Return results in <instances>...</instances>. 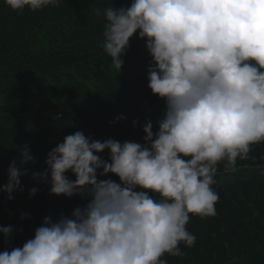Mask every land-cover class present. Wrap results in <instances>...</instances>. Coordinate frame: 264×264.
Here are the masks:
<instances>
[{
  "label": "clouds",
  "instance_id": "obj_1",
  "mask_svg": "<svg viewBox=\"0 0 264 264\" xmlns=\"http://www.w3.org/2000/svg\"><path fill=\"white\" fill-rule=\"evenodd\" d=\"M4 2L13 11L60 5ZM103 15L100 47L119 73L131 38L138 33L146 42L148 87L166 105L158 130L148 120L143 143L101 141L80 130L65 136L45 170L31 175L50 185L49 194L87 203L55 221L46 216L22 247L0 252V264H168L166 253L183 256L181 244L195 245L190 214H217L218 166L238 171L237 160L264 142V0H131ZM35 162L28 145L19 164L11 161L0 187L9 200ZM13 231L0 226L6 244Z\"/></svg>",
  "mask_w": 264,
  "mask_h": 264
},
{
  "label": "trees",
  "instance_id": "obj_2",
  "mask_svg": "<svg viewBox=\"0 0 264 264\" xmlns=\"http://www.w3.org/2000/svg\"><path fill=\"white\" fill-rule=\"evenodd\" d=\"M130 3L60 0L59 7L33 12L13 11L0 0V187L7 183L11 161L19 164L21 148L28 145L36 157L26 165L30 171L21 177L23 190L15 199L0 191V226L14 228L8 244L0 232V252L22 247L46 216L55 221L87 203L79 195L49 194L50 185L31 175L45 170L49 151L65 136L80 130L101 141L143 143L148 120L158 130L166 105L148 87L151 56L145 40L138 33L131 38L120 73L100 47L104 9ZM119 115L126 118L116 121ZM101 155L108 159V150ZM218 167L217 214H190L186 227L196 236L195 245L181 244L183 256L166 253L162 259L168 264H264V142L253 145L250 159L237 160L238 171ZM32 187L39 189L35 196Z\"/></svg>",
  "mask_w": 264,
  "mask_h": 264
}]
</instances>
